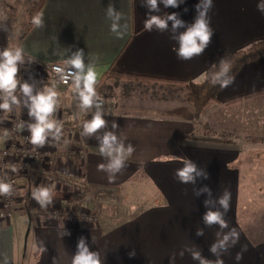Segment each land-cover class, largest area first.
Returning a JSON list of instances; mask_svg holds the SVG:
<instances>
[{
    "label": "crops",
    "instance_id": "0c3cea01",
    "mask_svg": "<svg viewBox=\"0 0 264 264\" xmlns=\"http://www.w3.org/2000/svg\"><path fill=\"white\" fill-rule=\"evenodd\" d=\"M16 1L0 0V20ZM204 3L205 0H178L177 7H165L163 0H158V10H153L147 0H42L35 15L42 14L44 26L37 28L31 22L16 39L15 46L24 50L17 78L20 80L23 73H35L38 80L46 73V64H63L64 59L83 49L86 65L95 60L97 84L107 82L110 76L121 80L125 92L103 106L108 124L98 133L113 130L112 123L116 122L118 128L114 131L118 137L125 146L131 144L134 148L114 181L97 170L98 164L106 160L99 154L96 136L80 134L91 112L77 108L78 118L74 113L61 117L63 137L58 146L70 156L80 179L88 186L117 190L137 209L127 217L119 210L115 212L117 219L100 213L97 224L80 218H41L30 211L41 208L31 196L32 190L40 186L56 194L48 207L65 211L89 208L63 193L56 181L41 180L38 172L45 168L37 165L38 170L16 175L13 215L8 220L0 219V264H4L5 257L8 264H71L81 237L89 251L99 253L102 264H200V259H193L197 253L212 262L221 258L223 264H264L262 227L258 224L252 232L243 212L244 187L264 185L262 176L251 178V171L264 170V148L251 149V163L250 150L232 138L242 133L239 115L237 128H229L235 124L233 118L224 119L231 109L264 102V56L244 64L234 76L235 82L219 90L198 121L195 107L184 98L181 87L202 83L216 60L264 40V12L258 8L264 0H212L207 11L213 29L211 42L202 55L181 60L174 51L179 46L176 37L195 22ZM109 5L122 13L120 24L127 25L122 38L110 31L111 20L106 15ZM172 12L183 21L182 26L173 29L169 20L163 31L155 26L150 32L145 30L144 21L149 15L165 17ZM5 39L0 30L2 49L15 43V39ZM168 87L172 92L166 94ZM15 95L20 103L12 104L10 112L0 111L1 146L9 143L13 113L28 109L19 88ZM240 121L244 123V116ZM26 122L32 123L34 118L27 117ZM27 124L21 131L29 142ZM257 136L264 138V134ZM76 145L85 150L83 159L73 154L72 147ZM184 159L194 162L201 172L194 174V182L181 183L174 175L184 166ZM205 186L211 194L200 191ZM224 191L231 194L230 211L225 215L229 227L208 226L203 216L208 210L224 211L219 203ZM24 219L29 220L26 247L22 241ZM231 228L239 233V242L227 253L223 249L211 252L212 244L223 239ZM65 231L70 235H63ZM198 231L202 234L198 235ZM133 250L135 256L129 257ZM237 253H242L239 262L235 259Z\"/></svg>",
    "mask_w": 264,
    "mask_h": 264
},
{
    "label": "clouds",
    "instance_id": "9594fccd",
    "mask_svg": "<svg viewBox=\"0 0 264 264\" xmlns=\"http://www.w3.org/2000/svg\"><path fill=\"white\" fill-rule=\"evenodd\" d=\"M182 2V0H181ZM149 7L158 10V0H147ZM164 6H178V0H163ZM212 7V0H205L204 8L199 10V14L193 24L181 32L176 39L178 40V48H174L177 57L181 60H191L196 56L202 55L204 49L211 42L213 29L210 26L207 11ZM201 9L200 5H197ZM260 11L264 12V4L258 5ZM107 18L111 20L110 31L117 38H122L125 34L127 25H121L122 13L117 12L114 6L109 5L106 11ZM6 19V18H5ZM172 21L173 29L183 25V21L177 18V13L172 12L165 17L160 15H149L144 21L146 31H151L153 26L165 30L168 27V21ZM32 24L41 28L44 26L42 14H37L32 18ZM6 31V29H5ZM24 50L21 47L5 48L0 51V109L4 112L11 111L12 104H19L20 100L15 95L19 87L21 93L26 98L24 104L28 107V115L34 118V122L27 124V130L30 133L29 142L37 147L42 148L46 144L54 146L59 143L63 137L62 125L56 119L58 93L54 86H45L42 91L33 93V85L24 82L20 83L17 78L19 72L18 62H23ZM220 70L211 77V85H218L221 89L227 88L235 82V78L231 73V65L224 60L220 62ZM55 72L59 74L61 83L69 84L71 82V92L74 93L73 99L78 100L77 108L84 113L91 112L90 119L82 123V136L90 138L96 136L99 141V154L105 158L106 163H100L97 166L98 171L107 174L109 181H114L116 175L121 173L125 168L126 161L131 157L134 148L131 144L125 146L123 141L118 137L115 129L118 128L116 122L112 123L113 130H105L102 135H98L101 129H106L108 121L105 120L104 99L96 90L97 72L95 70V60L89 64H85L83 49H78L71 56L63 60V66H57ZM93 109H95L93 111ZM52 137L49 141L48 138ZM184 166L175 171V177L181 183L194 182L195 175H201L197 170L194 162L184 159ZM13 172L17 171L14 165H6ZM204 178H209L208 173H203ZM200 191L209 192L211 189L205 186ZM14 193L13 184L6 177H0V196L11 197ZM199 194V193H197ZM55 192L46 186L36 187L32 190L31 196L40 205L41 208H47L53 203ZM231 194L224 191L219 197V203L224 209L223 212L208 210L203 216L204 223L208 226L217 224L221 229L228 228V222L225 215L230 211ZM207 204L208 202L205 201ZM198 235L202 231L197 232ZM63 235H70L65 231ZM219 235V233H217ZM230 242V243H229ZM239 242V233L235 228H231L228 233L223 236L218 243H213L210 251L217 253L218 249H223L226 253L230 247L235 246ZM78 251L72 256L71 264H102L99 253L89 251L85 245L84 238L81 237L78 242ZM246 251V247L243 249ZM135 250L128 253L129 257L135 256ZM193 259H200V264H223V260L218 258L215 262L202 259L199 254H194ZM239 262L242 259V253H237L235 257ZM4 264H8L5 257Z\"/></svg>",
    "mask_w": 264,
    "mask_h": 264
},
{
    "label": "rangeland",
    "instance_id": "374dc122",
    "mask_svg": "<svg viewBox=\"0 0 264 264\" xmlns=\"http://www.w3.org/2000/svg\"><path fill=\"white\" fill-rule=\"evenodd\" d=\"M42 0H18L15 3H13L11 6V9H6L5 13L3 14V20H0V30L2 31V37H6L5 40L9 39H15V43L11 44V46H6L5 48H15L16 39L20 36V34L27 29V27L31 24L32 18L35 15L36 8L40 6V3ZM2 14L0 13V17ZM6 18V19H5ZM6 29V31H5ZM0 48V51L4 50ZM18 74L21 73L22 68L20 65ZM24 67V66H23ZM26 69H23V71ZM35 75V73H33ZM20 83L27 82L31 85H33V93L35 94L37 91H42L45 86H54L55 90L58 93V101H57V111L54 114L56 119L62 120V116L66 115L67 113H74L76 117H79V112L77 111V103L78 100L73 99L71 89L69 87H63L61 86L56 80L49 77L46 73H42V78L36 80L35 77H32L29 79L30 75L27 73H23L20 75ZM109 80L107 82L103 81V83L100 84L96 88L98 94L103 99H109L114 100L115 97H119L120 95H123V92H125V89L123 86L120 85L121 80H118L116 76H110L108 78ZM120 85V86H119ZM182 91L184 89L183 85H181ZM19 88V87H18ZM172 90L168 87L164 91V93L169 94ZM184 93V91L182 92ZM210 103V102H209ZM207 107V106H206ZM205 109V108H204ZM203 109V110H204ZM24 112H17L15 113L20 115H25V121H27V117L29 115H26L29 109L23 110ZM13 114V115H14ZM235 115V116H234ZM237 115H239V128L242 130V133H240L241 136L235 137L234 140L237 143L244 144L247 147V150H250V154L248 155L249 161L253 162V154L251 153V149L253 147H261L264 148V139L262 141L253 142L251 138L252 136L257 135H263L264 134V102L260 101L257 103H254L253 106L247 105L241 108L231 109L229 112H227V115L224 117H228V121L233 118L232 121H235V124L231 123V126L229 128H237ZM27 116V117H26ZM245 118L244 123H242L240 120L241 118ZM27 122H25V125ZM229 125V124H228ZM235 131V129H234ZM208 135H211V133H207ZM225 134V133H223ZM235 134V133H234ZM217 136H222L218 132L216 133ZM227 135V134H225ZM244 135V136H243ZM224 138H228L227 136H223ZM49 141L52 140V137L50 136L48 138ZM30 144V142H29ZM31 147L35 148L40 152V154L45 156V159L40 166L41 168H45L43 172H38L39 178L46 182H52V180L46 178V173H54L55 171H62L66 170L67 172L73 171L78 173L75 168L73 167V162L70 156H67L64 149L59 148L58 143H56L54 146L52 145H45L42 148H37L30 144ZM250 148V149H249ZM249 151H247L248 153ZM69 155V154H68ZM44 158V157H42ZM249 172V171H247ZM41 173H43L41 175ZM251 175L253 179H256L257 177L262 176L264 178V170L263 171H251ZM37 174V173H36ZM79 175V173H78ZM38 178V179H39ZM55 182V181H54ZM264 182V180H262ZM58 187L61 189V191L65 194H68L73 200L75 201H83L84 205L89 208L87 209H77V210H62L60 208L56 209V207H47V208H40L35 210V213L39 217H47L50 216L53 213H61V214H72L75 216V219L80 218L83 216V214L92 215L96 218V221L94 223H100L101 217L100 213L104 214L105 216H113L117 219V216L115 215V212L121 210L124 217L129 216L132 214V212H135L137 208L131 207V203L129 202V199L123 198V196L117 191L114 190V199H108L106 196H112L108 195L109 193H106L105 189H100L98 191L88 190L86 192H75L70 185H65L63 183H57ZM97 190V189H96ZM243 195L245 196L246 204L244 206V211L246 212L247 216V226L251 231L253 232V227H258V224L261 225L262 231L260 233V238L264 239V185L263 186H249L246 185L244 187ZM83 199V200H82ZM91 206H88V205ZM30 205H28V208ZM30 209V208H29ZM55 210V211H54ZM49 213V214H48ZM34 214V213H33ZM111 214V215H110ZM119 219V218H118ZM23 234H22V241L24 247L27 246V238H28V228H29V220L26 221L24 219L23 221Z\"/></svg>",
    "mask_w": 264,
    "mask_h": 264
},
{
    "label": "built area",
    "instance_id": "2783aa9c",
    "mask_svg": "<svg viewBox=\"0 0 264 264\" xmlns=\"http://www.w3.org/2000/svg\"><path fill=\"white\" fill-rule=\"evenodd\" d=\"M57 66H63V64L59 63H49L46 64L43 67V70L46 72V74L56 80L61 86L63 87H69L71 85V82L69 84H64L60 82L59 74L55 72V68ZM35 77V75H30L29 79ZM3 93H0V96H2ZM72 96L74 97V93H72ZM105 103L103 106L108 105L112 102V100L104 99ZM0 102H3L0 100ZM1 111V109H0ZM14 114V113H13ZM28 115V112L27 114ZM27 117V116H26ZM59 120V119H57ZM25 115H20L15 113L13 115V119L10 122L9 128H10V139L9 143L6 146L0 145V176L6 177L8 180H10L13 184L14 193L11 197H5L0 196V219L1 220H8L12 217L14 209H15V191H16V175L17 174H29L30 172L37 169V165H42L45 156L40 154L38 150L31 147L29 145V142L27 140V136H25L21 128L25 125ZM60 124L61 121L59 120ZM62 125V124H61ZM2 133V125L0 124V136ZM73 154L78 157V159H83L85 155V150L81 146H73L72 147ZM44 157V158H42ZM6 165H14L17 171L13 172L11 168L6 167ZM38 170V169H37ZM42 170V169H41ZM46 178L56 181L58 184L63 183L65 185H70L72 189L75 192H86L88 190L95 191L100 190L101 188H92L88 186L85 182H83L80 179V176L76 172L70 171L67 172L66 170L62 171H55L54 173H46ZM97 189V190H96ZM106 193H109L108 195L112 196H106L108 199H114V190H106ZM31 212H35V210L31 209ZM55 211V210H54ZM49 214V213H48ZM51 217H63L70 220H75V216L72 214H61L53 213V215H50ZM81 219L87 221V222H95L96 218L92 215L83 214L81 216Z\"/></svg>",
    "mask_w": 264,
    "mask_h": 264
},
{
    "label": "trees",
    "instance_id": "16d2710c",
    "mask_svg": "<svg viewBox=\"0 0 264 264\" xmlns=\"http://www.w3.org/2000/svg\"><path fill=\"white\" fill-rule=\"evenodd\" d=\"M262 56H264V40L255 42L246 49L236 51L216 60L213 65L207 69L202 83L182 84L184 87V98L193 103L195 107V120L198 121L203 109L209 104V102L216 99L217 93L221 89L218 85L213 86L210 83L212 75L220 70L221 60H224L231 65L230 75L235 76L244 64ZM101 83L102 82H99L96 88L100 86ZM252 137L251 140L253 142L262 141L264 139L258 136Z\"/></svg>",
    "mask_w": 264,
    "mask_h": 264
}]
</instances>
